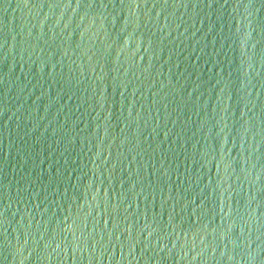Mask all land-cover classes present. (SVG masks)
<instances>
[{
  "label": "water",
  "instance_id": "1",
  "mask_svg": "<svg viewBox=\"0 0 264 264\" xmlns=\"http://www.w3.org/2000/svg\"><path fill=\"white\" fill-rule=\"evenodd\" d=\"M0 264H264V0H0Z\"/></svg>",
  "mask_w": 264,
  "mask_h": 264
}]
</instances>
